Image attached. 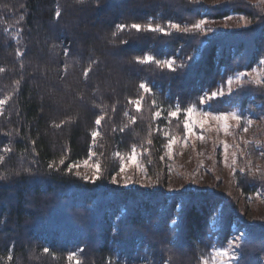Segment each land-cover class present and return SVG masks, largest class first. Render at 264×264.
I'll return each mask as SVG.
<instances>
[{"label":"trees","instance_id":"trees-1","mask_svg":"<svg viewBox=\"0 0 264 264\" xmlns=\"http://www.w3.org/2000/svg\"><path fill=\"white\" fill-rule=\"evenodd\" d=\"M232 16L236 25L224 27ZM200 20L203 30L193 29ZM145 56L174 64L137 62ZM261 60L260 3L0 0V264H73L70 253L80 264H202L238 225L239 264H264L260 210L246 222L227 192L169 194L165 158L169 139L185 138L187 109L238 112L234 179L244 196L264 199V85L248 75L257 68L264 79ZM220 89L223 96L209 99ZM177 108L179 117H169ZM247 115L259 126L243 144ZM133 149L146 188L112 181ZM175 158L184 167L179 151ZM82 165L89 178L99 165V178L85 180Z\"/></svg>","mask_w":264,"mask_h":264},{"label":"rangeland","instance_id":"rangeland-1","mask_svg":"<svg viewBox=\"0 0 264 264\" xmlns=\"http://www.w3.org/2000/svg\"><path fill=\"white\" fill-rule=\"evenodd\" d=\"M209 4H216L219 0H204ZM250 3H260L264 6V0H246ZM237 23L236 17H230L222 25L224 27H234ZM248 75L259 85H264L262 72L257 68L251 70ZM208 113L205 116V113ZM235 113L240 117L238 112L229 113H212L202 109H194L192 114V122L195 125L192 134L186 132L185 138L180 142L177 139L170 138L168 141L175 140L171 150L167 145L166 158V191L173 194L180 189L192 187L197 190L215 189L219 192H227L232 196L237 205L244 210L246 222H251L254 218L255 211L260 210L264 215V199L261 195H257L256 201H253L242 194L234 179V174L238 169V158L233 146L232 130L236 125L242 122L232 118ZM227 115V120H217L214 117ZM188 117L185 113V123ZM252 123L249 125L248 121ZM199 121H206L203 128L199 126ZM245 127L241 131V141L246 144L250 141L254 129L259 126V122L250 115H247L245 120ZM225 125L227 128L225 129ZM247 128V131L244 129ZM201 137H203L201 139ZM215 142V145H213ZM179 151L180 162L184 167H179L175 162V154ZM235 161V163H233ZM123 166V171L121 167ZM121 167L118 173L113 177L112 181L121 185H138L141 187H148L149 184L145 178L144 172L139 166L136 158L133 163L128 157L121 158ZM91 169L87 165L80 167V174L89 176ZM252 168V173H255ZM173 189L174 191H170ZM239 225L236 227L235 233L229 240L234 237H241V229ZM240 241V240H239ZM239 241L237 243H239ZM228 246V242L225 247ZM237 253V248L234 249ZM220 260H224L227 264L226 258H214L213 253L207 259L208 264H220Z\"/></svg>","mask_w":264,"mask_h":264},{"label":"snow or ice","instance_id":"snow-or-ice-1","mask_svg":"<svg viewBox=\"0 0 264 264\" xmlns=\"http://www.w3.org/2000/svg\"><path fill=\"white\" fill-rule=\"evenodd\" d=\"M59 15H60V13H57V16H59ZM20 18L23 19L22 16ZM205 23H206V21L200 20L198 23L193 24L191 27L193 29L203 30V25ZM169 26L171 28H174V29H177V30H181L183 32H188L190 30L188 27H185V28L181 29V27H180L179 24H175V23H171V22H169ZM125 27L126 26L123 25V24L117 25V28H119L121 30H123ZM142 27L143 26L141 24H139V23H133V24H131V28L132 29H135L137 32L141 31L142 30ZM147 30L148 31H151V32H160V33L167 34L166 29L164 27H161L159 24H157L155 26H153L152 24H148L147 25ZM137 62H140V63H151V62H155L157 64L163 63V64H166L169 67V69H172L173 64H174V61H172V60L159 61V60H155V58L153 56H145L142 60L138 57L137 58ZM260 63L261 64H264V60H261ZM0 71H3V69H0ZM84 75L87 77V75H88V71L87 70L85 71ZM241 75H243V74H241ZM235 79L239 80L240 79V76L239 75L236 76ZM232 83H233V78L232 77H229L228 80H227V84L229 85V93H231V91H232L231 90V87H230ZM140 88L143 89L145 92H150L151 91V89L145 83H141L140 84ZM223 95H224V92H223L222 89H220L219 91H212L209 99L215 98L217 96H223ZM200 102L201 103L204 102V98L203 97H201ZM5 103H6L5 100H0V107H2ZM136 103H137V105H139V101H137ZM193 111H194V109H192V108H189V109L186 110V115L188 117V120L185 123L184 128H185V130H186V132L188 134H192L193 133V129H194V126H195L193 124V122H192V114H193ZM155 115H156V117H159L161 115V113L160 112H157ZM168 115H169V117H174V118L175 117H179V115H180L179 108H177V110H174V111L169 112ZM204 115L207 116L208 113L206 112ZM232 118L235 119V120H237V121H239V119H240V117L237 116L235 113L232 114ZM102 119H103L102 116L101 117H98L96 119L95 123H96L97 126H99L101 124V120ZM214 119H217V120H227V115L217 116V117H214ZM204 123H206V121H199V126L201 128H203ZM251 123H252V121L249 120L248 121V124L250 125ZM58 127H59V125H58ZM226 128H227V125H225V129ZM244 131H247V128H245ZM98 135H99V133L97 131H93L91 133V136H92L93 140H95V138ZM202 138L203 137H201V139ZM149 143H151V142H149ZM174 143H175V140L174 139L169 142V145H168L169 150H171V147H172V145ZM5 151H10V150L9 149H5ZM90 155H91V153H90ZM261 155H264V152H262ZM0 159H2V158H0ZM129 159L133 163H135L136 156H135V150L134 149H133V154L129 157ZM60 163L63 164L64 163V160L61 159ZM85 163H87V162H85ZM233 163H235V161H233ZM52 167H53V165H49V168H52ZM73 167H77V165H69L68 166V171L71 172V170H72ZM95 168H96L97 175H95V176H93L91 178L85 176L84 177L85 180H88V179L95 180V179H98L99 178L98 177L99 165H96ZM123 170L124 169H123V166H122L121 167V171H123ZM243 171L244 170L241 169V172H243ZM3 179H5V177L0 176V180H3ZM170 191H174V190L173 189H170ZM240 239H241V237L240 236H237V237H234L233 240H229L227 247H213V249H212L213 257L214 258H226L227 264H239L240 258H239V256L237 255V253H236V251L234 249L239 247V244L237 242ZM48 251H49L48 248H44V252L45 253H47ZM75 257H76V253H70L67 258H68L69 261H72L73 264H80V261L78 259H75ZM202 264H208V261L207 260H204L202 262ZM220 264H225V261L224 260H220Z\"/></svg>","mask_w":264,"mask_h":264}]
</instances>
